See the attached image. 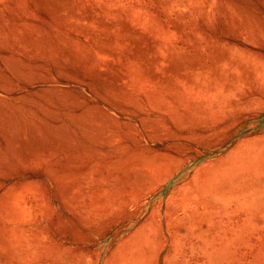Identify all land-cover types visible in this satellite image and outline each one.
Masks as SVG:
<instances>
[{
  "label": "rangeland",
  "instance_id": "374dc122",
  "mask_svg": "<svg viewBox=\"0 0 264 264\" xmlns=\"http://www.w3.org/2000/svg\"><path fill=\"white\" fill-rule=\"evenodd\" d=\"M0 264H264V0H0Z\"/></svg>",
  "mask_w": 264,
  "mask_h": 264
}]
</instances>
